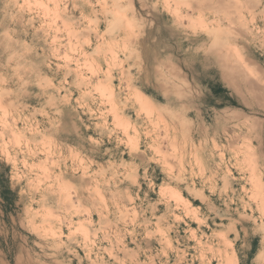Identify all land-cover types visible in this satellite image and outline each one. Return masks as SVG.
<instances>
[{
    "label": "rangeland",
    "instance_id": "1",
    "mask_svg": "<svg viewBox=\"0 0 264 264\" xmlns=\"http://www.w3.org/2000/svg\"><path fill=\"white\" fill-rule=\"evenodd\" d=\"M0 264H264V0H0Z\"/></svg>",
    "mask_w": 264,
    "mask_h": 264
},
{
    "label": "crops",
    "instance_id": "2",
    "mask_svg": "<svg viewBox=\"0 0 264 264\" xmlns=\"http://www.w3.org/2000/svg\"><path fill=\"white\" fill-rule=\"evenodd\" d=\"M253 255V252H252V248L249 247V249L246 251L245 255H244V262L246 263L249 260H251V256Z\"/></svg>",
    "mask_w": 264,
    "mask_h": 264
},
{
    "label": "bare ground",
    "instance_id": "3",
    "mask_svg": "<svg viewBox=\"0 0 264 264\" xmlns=\"http://www.w3.org/2000/svg\"><path fill=\"white\" fill-rule=\"evenodd\" d=\"M127 22V21H126ZM106 23V22H105ZM106 26H107V23H106ZM96 39H97V37H96ZM89 45V44H88ZM97 45V44H96ZM97 48H98V46H97ZM165 65H166V63H165ZM147 82V81H146ZM15 126H17V125H15ZM11 132H13V131H11ZM13 134H15V133H13ZM12 134V135H13ZM26 161V160H25ZM196 219V218H195Z\"/></svg>",
    "mask_w": 264,
    "mask_h": 264
}]
</instances>
